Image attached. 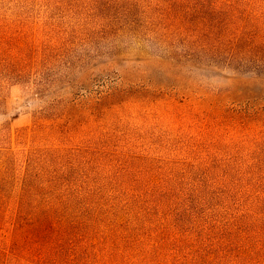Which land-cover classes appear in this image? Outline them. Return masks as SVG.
Instances as JSON below:
<instances>
[{
    "label": "rangeland",
    "instance_id": "obj_1",
    "mask_svg": "<svg viewBox=\"0 0 264 264\" xmlns=\"http://www.w3.org/2000/svg\"><path fill=\"white\" fill-rule=\"evenodd\" d=\"M0 264H264V0H0Z\"/></svg>",
    "mask_w": 264,
    "mask_h": 264
},
{
    "label": "trees",
    "instance_id": "obj_2",
    "mask_svg": "<svg viewBox=\"0 0 264 264\" xmlns=\"http://www.w3.org/2000/svg\"><path fill=\"white\" fill-rule=\"evenodd\" d=\"M17 219H18V221L16 223L18 225L22 224L20 226L21 228H23L24 226H27L26 224L30 223L28 220L25 221L26 219L24 217H22V216H19V218H15V220H17ZM37 223H39V220L34 224V226H36ZM28 225H32V222L30 224H28ZM4 249L7 250V251H9V252H11L12 254H14V252L17 251V244L14 243L12 245H8Z\"/></svg>",
    "mask_w": 264,
    "mask_h": 264
}]
</instances>
